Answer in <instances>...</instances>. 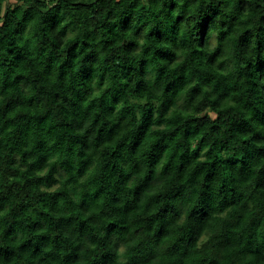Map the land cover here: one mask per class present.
<instances>
[{
    "label": "clouds",
    "instance_id": "9594fccd",
    "mask_svg": "<svg viewBox=\"0 0 264 264\" xmlns=\"http://www.w3.org/2000/svg\"><path fill=\"white\" fill-rule=\"evenodd\" d=\"M0 264H264V0H0Z\"/></svg>",
    "mask_w": 264,
    "mask_h": 264
}]
</instances>
